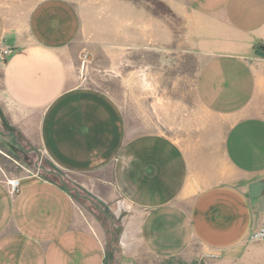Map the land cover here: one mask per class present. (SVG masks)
<instances>
[{"label": "crops", "instance_id": "0c3cea01", "mask_svg": "<svg viewBox=\"0 0 264 264\" xmlns=\"http://www.w3.org/2000/svg\"><path fill=\"white\" fill-rule=\"evenodd\" d=\"M158 1L170 15L148 0H38L15 14L0 5V100L12 125L121 217L126 264H245L264 256L250 239L264 225V190L250 194L264 180V54L256 52L264 0ZM180 40L198 57L195 87L208 113L193 133L149 130L109 92L77 83L86 52L124 58L141 90L151 79L145 54ZM107 256L97 220L73 192L36 169L0 171V264H107Z\"/></svg>", "mask_w": 264, "mask_h": 264}, {"label": "rangeland", "instance_id": "374dc122", "mask_svg": "<svg viewBox=\"0 0 264 264\" xmlns=\"http://www.w3.org/2000/svg\"><path fill=\"white\" fill-rule=\"evenodd\" d=\"M37 1L0 0V5L7 13L15 14L27 10ZM148 1L158 12L170 15V11L164 3L158 0ZM175 21L177 20L175 19ZM256 52L264 54V47L258 45ZM85 53L76 62L77 83L96 86L112 94L125 110L130 121L141 122L149 130L162 128L169 134L181 136L193 133L207 119L208 113L202 106L195 87L199 60L197 55L191 52L182 40L178 45L174 44L173 48L169 47L162 50V53L150 51L145 54L146 59L150 61L148 72L151 79L147 82V87L141 90L138 80H130L131 67L126 65L127 61L124 58L98 59L91 54V57L85 61ZM135 67L139 68L140 65L137 64ZM131 86L132 94L136 93L137 96L131 97ZM135 86L137 87L136 92L134 91ZM4 119L7 120V123ZM0 129L4 132L16 131L17 140L25 147L37 148V151L27 153L13 142L12 135L0 133L1 173L21 175L36 169L42 175L54 178L52 174H47L44 170L35 167V162L40 154V163L47 168L60 171L71 185H75L44 155L39 146H34L10 123L1 100ZM77 199L98 222L101 235L107 243V264H126L128 260L122 254L115 229V226L119 225L121 217H116L108 204L100 201L113 219L114 227H112L111 219L98 207L83 198L77 197ZM113 234L114 238L112 237ZM256 242L264 244V240ZM211 256L208 258L212 259ZM157 264H216V262L205 258L186 260L179 257L162 259ZM245 264H264V256L254 258Z\"/></svg>", "mask_w": 264, "mask_h": 264}, {"label": "water", "instance_id": "95a60500", "mask_svg": "<svg viewBox=\"0 0 264 264\" xmlns=\"http://www.w3.org/2000/svg\"><path fill=\"white\" fill-rule=\"evenodd\" d=\"M0 133L5 135H12L13 142L16 143L22 150L29 153L32 151H37L35 147H25L20 141L17 140V132L14 130L4 132L0 129ZM35 167L37 169L44 170L47 174L54 175L59 182L64 186L65 190L73 192L77 197L83 198L89 201L92 205L98 207L105 215H107L111 221L113 220L109 212L104 208V206L97 200H95L91 195L85 193L76 185H71L69 181L64 177V175L55 169L47 168L44 164L40 163V154L38 160L35 162ZM264 190V180H256L250 184V194L253 198L259 197Z\"/></svg>", "mask_w": 264, "mask_h": 264}, {"label": "built area", "instance_id": "2783aa9c", "mask_svg": "<svg viewBox=\"0 0 264 264\" xmlns=\"http://www.w3.org/2000/svg\"><path fill=\"white\" fill-rule=\"evenodd\" d=\"M12 52V48L11 47H7L4 48L2 51V55L5 56L8 53ZM85 57V61L88 60L91 57L90 53H85L84 55ZM9 182V186L10 189L13 192L18 191L19 189V185H20V178L19 177H12L8 180ZM250 239L252 241H260V240H264V225L260 226L258 229L254 230L251 235H250Z\"/></svg>", "mask_w": 264, "mask_h": 264}, {"label": "trees", "instance_id": "16d2710c", "mask_svg": "<svg viewBox=\"0 0 264 264\" xmlns=\"http://www.w3.org/2000/svg\"><path fill=\"white\" fill-rule=\"evenodd\" d=\"M2 114V113H1ZM5 120V119H4ZM5 122L7 123V120H5ZM54 176V175H53ZM53 179H55L56 181H58L59 182V180L54 176V178ZM60 183V182H59Z\"/></svg>", "mask_w": 264, "mask_h": 264}, {"label": "bare ground", "instance_id": "6f19581e", "mask_svg": "<svg viewBox=\"0 0 264 264\" xmlns=\"http://www.w3.org/2000/svg\"><path fill=\"white\" fill-rule=\"evenodd\" d=\"M147 74V73H146ZM149 77V76H148Z\"/></svg>", "mask_w": 264, "mask_h": 264}]
</instances>
